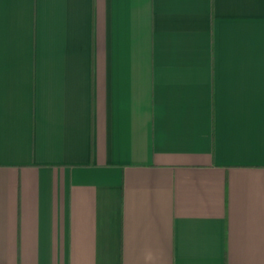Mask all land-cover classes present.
Here are the masks:
<instances>
[{
	"label": "crops",
	"instance_id": "0c3cea01",
	"mask_svg": "<svg viewBox=\"0 0 264 264\" xmlns=\"http://www.w3.org/2000/svg\"><path fill=\"white\" fill-rule=\"evenodd\" d=\"M0 264H264V0H0Z\"/></svg>",
	"mask_w": 264,
	"mask_h": 264
}]
</instances>
